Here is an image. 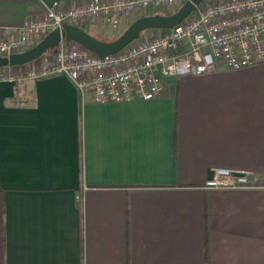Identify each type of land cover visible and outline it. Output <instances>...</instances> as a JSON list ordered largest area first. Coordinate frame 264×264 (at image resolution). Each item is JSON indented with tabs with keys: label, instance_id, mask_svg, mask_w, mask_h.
I'll use <instances>...</instances> for the list:
<instances>
[{
	"label": "crops",
	"instance_id": "obj_1",
	"mask_svg": "<svg viewBox=\"0 0 264 264\" xmlns=\"http://www.w3.org/2000/svg\"><path fill=\"white\" fill-rule=\"evenodd\" d=\"M84 1L0 0V25ZM163 85L99 104L63 77L0 83V264H264V63ZM214 168L259 181L205 189Z\"/></svg>",
	"mask_w": 264,
	"mask_h": 264
},
{
	"label": "built area",
	"instance_id": "obj_2",
	"mask_svg": "<svg viewBox=\"0 0 264 264\" xmlns=\"http://www.w3.org/2000/svg\"><path fill=\"white\" fill-rule=\"evenodd\" d=\"M187 0H87L54 3L40 18L0 25V58L33 48L65 24L102 19L120 25L133 14L168 15ZM196 13L172 29L151 31L116 54L99 58L74 42L22 66L0 67V83L14 85L50 77L69 80L99 104L149 101L164 93L163 78L209 74L222 65L237 71L264 63V0H202ZM249 172L212 169L205 189L253 188Z\"/></svg>",
	"mask_w": 264,
	"mask_h": 264
},
{
	"label": "water",
	"instance_id": "obj_3",
	"mask_svg": "<svg viewBox=\"0 0 264 264\" xmlns=\"http://www.w3.org/2000/svg\"><path fill=\"white\" fill-rule=\"evenodd\" d=\"M201 3L202 0H187L171 14L141 16L131 22L118 37L108 42L100 41L79 26L65 24L62 31L55 30L48 33L33 48L12 54L7 58H0V67L22 66L31 63L42 55L55 50L61 41L77 43L97 57L104 58L118 53L127 45L138 40L145 31L172 29L188 18Z\"/></svg>",
	"mask_w": 264,
	"mask_h": 264
},
{
	"label": "rangeland",
	"instance_id": "obj_4",
	"mask_svg": "<svg viewBox=\"0 0 264 264\" xmlns=\"http://www.w3.org/2000/svg\"><path fill=\"white\" fill-rule=\"evenodd\" d=\"M177 9H178L177 7H172L170 9V13L175 12ZM194 13H196V11H194L191 15H193ZM125 29L121 30L120 27H114L112 29V34H111L112 37L111 38L118 37ZM147 34H148V32L142 33L141 36L139 37V39H143L144 37H147ZM97 39H99L100 41H105V42L113 40V39H110L108 37L107 38L97 37Z\"/></svg>",
	"mask_w": 264,
	"mask_h": 264
},
{
	"label": "trees",
	"instance_id": "obj_5",
	"mask_svg": "<svg viewBox=\"0 0 264 264\" xmlns=\"http://www.w3.org/2000/svg\"><path fill=\"white\" fill-rule=\"evenodd\" d=\"M179 7H180V6H179ZM179 7H177V8H179ZM170 14H171V13H170ZM163 31H164V30H163ZM145 32H148V33H149V32H151V31H145ZM145 32H143V33H145Z\"/></svg>",
	"mask_w": 264,
	"mask_h": 264
}]
</instances>
